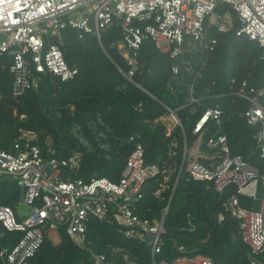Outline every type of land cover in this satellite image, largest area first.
<instances>
[{"label":"trees","instance_id":"obj_1","mask_svg":"<svg viewBox=\"0 0 264 264\" xmlns=\"http://www.w3.org/2000/svg\"><path fill=\"white\" fill-rule=\"evenodd\" d=\"M227 6L221 4L217 11L223 13ZM234 20L227 32L206 20L205 39L188 38L183 53L176 57L154 40L145 39L131 78L126 76L130 65L117 47L119 25L102 30L100 38L93 33L80 37L77 29L68 27L61 38L50 37L46 43L58 44L78 74L62 81L34 71L35 84L19 97L12 96V57L0 55V148L11 150L22 130H32L46 159L81 154L79 166L70 170L73 177L104 176L116 181L130 153L141 144L145 165L156 164L159 171L147 180L144 197L133 204L134 211L158 220L170 201L162 251L155 261H172L183 245L188 252L211 256L216 264H250L238 220L224 207L234 186L220 193L207 182L193 180L188 171L192 161L207 163L209 156L217 154L218 150L208 146V138L224 132L231 152L264 172V157L254 137L257 126L248 124L244 116L249 102L234 93L243 80L264 87L263 48L246 34L237 35ZM212 38L217 43L210 49ZM175 64L177 73L172 69ZM215 106L222 110V125L210 119L195 134L196 121ZM170 111L181 122L174 129L163 120ZM262 197L264 187L260 186L258 199L241 196L240 202L257 208ZM21 202L17 182L0 177V204L16 209ZM20 235L5 231L0 249L11 246ZM58 235L55 242L46 234L31 264H82L91 262L93 252L106 255L114 264H127L125 254L134 264H155L149 244L126 237L112 219L90 221L87 248H81L63 227ZM260 259L264 260V253ZM0 264H4L1 257Z\"/></svg>","mask_w":264,"mask_h":264},{"label":"built area","instance_id":"obj_2","mask_svg":"<svg viewBox=\"0 0 264 264\" xmlns=\"http://www.w3.org/2000/svg\"><path fill=\"white\" fill-rule=\"evenodd\" d=\"M221 4L236 14L237 35L246 34L257 41L264 57V0H0V55L12 57V96H21L35 84L34 71L62 81L75 78L78 68L68 64L60 46L46 43L47 38H61L68 27L77 29L80 37L93 33L100 38L102 30L119 25L117 47L130 65L126 76L131 78L145 39L154 40L160 49L176 57L183 53L188 38L199 42L205 39L206 20L220 32L230 30L233 15L227 8L219 13ZM74 11H79L77 16L72 15ZM216 43L217 39L212 38L209 48ZM172 69L177 73L179 66L175 64ZM234 93L249 102L244 116L248 124L257 126L254 137L264 157V87L243 80ZM170 115L175 124H180L174 111ZM210 119L222 125L221 108L208 107L196 121L194 133H201ZM208 146L218 150L217 154L209 156L207 163L192 161L189 176L209 183L220 193L234 186L224 207L238 220L240 237L249 248L250 264H264L260 259L264 253V197L257 208L240 202L241 196L258 199L259 188L264 187V172L241 154H233L224 132L211 135ZM80 160L79 152L67 159H46L32 130H22L11 150L0 148V177L17 182L22 190L21 204L27 207V211L21 210L20 204L16 211L0 204V239L5 231L21 233L11 246L0 249L4 264H31L46 234L58 235L60 227L81 248H87L86 234L92 219H112L126 237L147 242L155 264H216L211 256L188 252L183 245L179 247L181 254L172 261H155L162 251L168 209L158 220L141 217L133 209V204L144 197L147 180L159 171L156 164L145 165L143 145H136L116 181L104 176L73 177L70 170L77 168ZM223 218L220 213L219 219ZM124 258L127 264H134L126 254ZM82 264L114 263L106 255L93 252L91 262Z\"/></svg>","mask_w":264,"mask_h":264},{"label":"rangeland","instance_id":"obj_3","mask_svg":"<svg viewBox=\"0 0 264 264\" xmlns=\"http://www.w3.org/2000/svg\"><path fill=\"white\" fill-rule=\"evenodd\" d=\"M227 10L231 11V9H230L229 6H227ZM78 12H79V11H74V12H72V15L77 16V13H78ZM231 13H232V15H233L234 12L231 11ZM234 15H235V16H234ZM234 15H233V19H236V18H237V17H236V14L234 13ZM234 21H235V20H234ZM162 45H163V47H165V46H166V43L163 42ZM192 45H193V43H192ZM163 51H166V50H163ZM163 120L168 124V126L170 127V129H174V127H175V123H174V121H173V119H172V117H171L170 114L164 116V117H163ZM20 204H21V203H20ZM15 210L17 211L18 208H16ZM50 237H51L52 240L55 241V242H58V241H59V239H58V235H57L56 233L50 235Z\"/></svg>","mask_w":264,"mask_h":264},{"label":"water","instance_id":"obj_4","mask_svg":"<svg viewBox=\"0 0 264 264\" xmlns=\"http://www.w3.org/2000/svg\"><path fill=\"white\" fill-rule=\"evenodd\" d=\"M176 117H177V115H176ZM177 118H178V117H177ZM178 120H179V123L181 124L179 118H178ZM169 206H170V201H169V203H168L167 209H169ZM21 210L27 211V207H26L25 204H21Z\"/></svg>","mask_w":264,"mask_h":264},{"label":"crops","instance_id":"obj_5","mask_svg":"<svg viewBox=\"0 0 264 264\" xmlns=\"http://www.w3.org/2000/svg\"><path fill=\"white\" fill-rule=\"evenodd\" d=\"M185 157H186V156H185ZM185 157H184V158H185ZM184 158H183V159H184Z\"/></svg>","mask_w":264,"mask_h":264}]
</instances>
